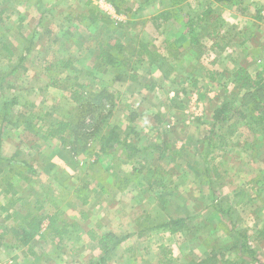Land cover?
<instances>
[{"label": "rangeland", "instance_id": "rangeland-1", "mask_svg": "<svg viewBox=\"0 0 264 264\" xmlns=\"http://www.w3.org/2000/svg\"><path fill=\"white\" fill-rule=\"evenodd\" d=\"M172 2L0 0V264H264V99L230 81L243 67L264 94V0ZM101 52L120 66L104 71ZM70 89L105 90L113 106L92 121ZM59 122L64 144L47 136ZM113 126L127 147L102 150ZM37 212L78 222L53 239L44 222L18 247L10 230ZM179 218L180 233L155 229ZM89 232L122 240L109 261Z\"/></svg>", "mask_w": 264, "mask_h": 264}, {"label": "trees", "instance_id": "trees-1", "mask_svg": "<svg viewBox=\"0 0 264 264\" xmlns=\"http://www.w3.org/2000/svg\"><path fill=\"white\" fill-rule=\"evenodd\" d=\"M174 2H172V5L174 7H176L177 5H180L181 3L185 2L186 0H173ZM215 3L219 4V3H224L227 4L230 2V0H213ZM169 13L167 11L162 12L161 14H159V16H156L153 18V20H157V19H161L162 22H165L168 19ZM82 19H85L86 17H81ZM98 20V16L95 15L93 16L92 13V20H91V24L95 23ZM33 37H35V34H33L32 36V41H33ZM38 38V37H37ZM111 49H115L117 51H121V47L118 45H114L112 46ZM148 58L152 57V54L150 52L147 53ZM102 58L101 60V64L102 61H104V65H106L107 67L104 69V71H108L107 69H115L116 67L120 66V59L116 56H114L113 54H110L109 52H101L100 56ZM150 61V60H149ZM138 63H141L140 61H138ZM150 63H152V61H150ZM64 64H66L65 66L69 65L67 62H65ZM230 81L233 85V90L235 91V94H242V97L245 99L247 98H251V101L253 99H256L255 103H254V107L259 105V101L258 100H262V98L264 99V94L262 93V89H261V80L259 78V76L253 77L248 71L247 69L240 67L238 69H236L231 75H230ZM51 88H61L60 84L58 83L57 80H50V85ZM78 88H86L85 86H79ZM70 99L71 101L76 105V106H81L85 103V107H91L93 111H91L89 113V116H93L90 117V119H92V121L95 119L96 121H98V119L100 118V115L103 114V111L106 109V105L109 104L110 107L113 106L112 101V96L105 92V90L102 91H91L89 92V94L86 96V93H78L75 90L70 89ZM148 91L153 90V88H149L146 89ZM86 98H89L88 100H86ZM226 112V107L222 106L219 109L214 111L213 114V120L215 123H223L225 122V118L223 117L224 113ZM250 113H253V109L249 110ZM109 113V112H108ZM107 113V114H108ZM264 113V108L262 109V112L259 114H263ZM241 119H246L248 116L247 114H239ZM253 117V116H251ZM255 119V118H253ZM258 119V118H257ZM98 124H102V122H97ZM71 125L65 122H59L57 123L53 128H51V130L48 132L47 136L50 139H55V138H59V140L61 141L62 144L65 143V138L64 135L67 133L68 130H70ZM121 130L116 127L113 126L111 127V129L109 131H107L104 135H102L100 137V142L102 143V147L101 149L103 150H112L116 145L117 146H126V142L124 140V137H126L124 134L122 135ZM123 133V132H122ZM127 147V146H126ZM74 153L77 155L79 154V151L77 149L74 150ZM24 165H26V163L22 162ZM18 176V175H17ZM7 190L5 191V193H9V191H16V185H11L10 183L6 184ZM11 194V195H12ZM20 200V198H19ZM12 200H10L8 202V204H12ZM40 209V208H38ZM37 213H27L23 219L21 220V224L20 226L16 227V228H12L10 230L11 235L13 236L15 243H17L19 246L18 247H29V244L31 243V241H33L34 238L36 237H41L42 233V224L44 222H47L46 224V229L44 230L45 232H50L49 236L47 233V236L50 237L51 239H53L51 237V234H55V237H58L60 233H65V229L67 228V226L70 227H75L76 224L75 222L72 221H65L63 220L64 224H62L61 226H57L56 225V221H57V214L53 215V216H47L45 214L39 215ZM10 216H8L9 219ZM186 225H185V220L184 219H171L165 223L162 224H158L155 229L158 230H162L165 233H168L170 235H175L177 233L182 232L185 229ZM43 231V232H44ZM7 234V233H5ZM4 234V235H5ZM89 235H91V240L95 241L97 244V247H100V251H101V257L99 258V262L98 263H105L108 260L109 256L112 253V250L114 249V246H110V241L111 240H116L118 241L117 245L122 241L120 238L114 236L111 233H107V234H103V235H96L93 232H89ZM54 237V238H55ZM140 237V236H138ZM242 243L240 244L241 247V251L243 253H245L246 255H248L250 258H252L253 260H255L256 255L255 252L253 250H251L249 248V246L247 245V241L245 239L244 234H242ZM12 247L8 246V249H10ZM213 263V257H206L204 259L201 260H195V261H191L188 264H212ZM225 264H236V262L234 261H230V260H225L224 262Z\"/></svg>", "mask_w": 264, "mask_h": 264}, {"label": "crops", "instance_id": "crops-1", "mask_svg": "<svg viewBox=\"0 0 264 264\" xmlns=\"http://www.w3.org/2000/svg\"><path fill=\"white\" fill-rule=\"evenodd\" d=\"M54 160V159H53ZM52 168H54V167H52ZM73 222H78V220L77 219H74V221ZM132 238H136L137 240H139V239H141L142 237H138L137 235H135L134 237H132Z\"/></svg>", "mask_w": 264, "mask_h": 264}]
</instances>
